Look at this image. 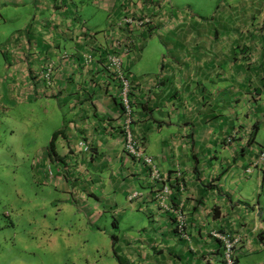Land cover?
Instances as JSON below:
<instances>
[{
    "label": "crops",
    "instance_id": "0c3cea01",
    "mask_svg": "<svg viewBox=\"0 0 264 264\" xmlns=\"http://www.w3.org/2000/svg\"><path fill=\"white\" fill-rule=\"evenodd\" d=\"M90 2L104 11L99 27L77 21L86 11L74 0H0L1 99L12 97L11 84L33 105L54 97L66 117L55 131V160L45 148L34 163L44 169L36 177L48 178L49 162L57 166V190L71 195L91 230L110 236L108 251L117 264H224L223 242L213 232L238 238L234 264L244 254L248 264H264V218L255 198L256 189H264V159L246 171L264 146L256 141L264 128V0H242L237 12L215 11L213 26L194 22L190 33L148 0ZM129 15L148 16L147 29L119 26ZM153 35L165 47L158 71H137L146 38ZM115 40L130 42L128 54L119 50L132 82L129 128L142 153L168 175L163 183L123 148L126 115L103 56ZM87 52L94 58L85 67ZM49 64L50 81L43 76ZM66 159L74 163L61 169L58 163ZM84 164L94 169L99 196L76 181ZM176 170L182 187L173 182ZM163 184L169 190L161 201ZM124 193L126 202H119ZM131 193L136 195L129 198ZM119 211L121 218L138 212L122 228V219H113V233L97 225L103 213ZM172 211L185 214L186 236L175 232ZM95 253L91 264L102 259ZM84 261L90 262L89 255Z\"/></svg>",
    "mask_w": 264,
    "mask_h": 264
},
{
    "label": "rangeland",
    "instance_id": "374dc122",
    "mask_svg": "<svg viewBox=\"0 0 264 264\" xmlns=\"http://www.w3.org/2000/svg\"><path fill=\"white\" fill-rule=\"evenodd\" d=\"M74 1L76 6L79 8L83 6L86 11L77 21L83 25L98 27L102 25L104 11L98 9L95 3H91V0ZM148 1L157 3L174 24L177 22V26H180L183 23V28L189 32L194 22L210 21L213 26L215 11L227 12L237 8L235 10L237 12L242 0ZM147 5L153 6L148 3ZM164 37L163 34L162 40ZM161 43L160 35L146 38L141 59L136 63L137 71L144 69L149 73L158 71L160 55L165 53V47ZM1 59L3 57L0 53ZM1 69L0 67V72ZM224 69L221 67V71ZM229 85L227 81V97L231 99L234 96H231ZM7 87L14 93L12 97H7L8 99H1L4 98L2 94L0 96V264H91L99 254H94L95 251H100L102 256L100 262L103 260L108 264H117L108 251L110 236L91 230L84 213L78 211L76 204L73 205L71 195L57 190L54 183L57 166L49 162L46 168L49 172L48 178L41 175L36 177L44 169L42 165L34 163L43 158L45 148L48 157L52 161L55 160L56 145L54 144V151L48 150V146L53 133L66 119L56 105V99L48 97L45 101L42 97L33 105L19 96L11 84ZM262 140L264 141V128L259 129L256 134V141ZM68 160L59 162L58 166L64 169L65 164L73 165L74 162ZM93 170L91 164H84L83 171L76 175V181L82 188H87L99 196L96 191L97 178L93 176ZM147 188V185L138 186V189L143 191ZM117 197L119 202L127 200L126 193L121 197L118 194ZM255 198L260 202L264 218L263 187L259 186L256 189ZM119 212L120 214L117 212L114 215L111 212L103 213L98 218L97 225L113 233L115 230L112 225L113 219H122L119 223V228H122L124 222L136 216L138 211H134L133 214L126 211L123 218L122 211ZM103 252H107V256ZM88 255L89 263L84 261ZM247 260L248 255L244 254L239 258V264H248L249 262H245Z\"/></svg>",
    "mask_w": 264,
    "mask_h": 264
},
{
    "label": "built area",
    "instance_id": "2783aa9c",
    "mask_svg": "<svg viewBox=\"0 0 264 264\" xmlns=\"http://www.w3.org/2000/svg\"><path fill=\"white\" fill-rule=\"evenodd\" d=\"M124 23L126 25H133L137 27V29L145 30L147 29V26L149 25V17L148 16H124L118 21L119 26H123ZM130 41V39H129ZM122 43L121 41L115 40L112 43L111 50H106V53L103 55L105 58L104 67L106 68V71L109 73V76L113 79V81H116L118 84V90H119V97L123 106V111L125 116V123H124V141H123V148L126 151L128 155L138 157L143 160V162L149 167V173L152 180L160 181L163 183L164 180L168 179L167 174H161L159 170H157V167L153 161V159L150 156L144 155L141 151L140 142L135 138L133 135V132L129 128L130 124V114H131V103H130V93L132 88V82L130 79V76L128 75L127 71L122 67L121 64V55L119 54V50L122 51V53H129V45L130 42ZM121 48V49H120ZM68 56L66 52L63 53V57ZM94 58V55L87 52L83 56V62L85 64V67L90 65L92 62V59ZM52 65H47L46 73L43 74L46 80L50 81L52 78ZM111 87V85H110ZM229 140V138H228ZM79 144L83 146L85 151H90V146L85 141H80ZM264 159V146L261 147V150L259 152V155L257 156L254 161H251V164L248 165L246 168L247 172L251 171V167L254 166L257 162ZM173 182L178 186H183V178H181V173L179 170H176L173 173ZM169 185L163 184L161 188V194L158 195V197H161V201H163L165 193H168ZM135 193H131L129 195V198H132L135 196ZM173 212V211H172ZM173 220L174 224L176 226L177 231L180 233L181 236H186V221H185V214L182 211H174L173 212ZM213 236L218 237L223 242V253L225 256V263L224 264H234V259L232 255V250L235 246V244L238 241V238H234L233 236L229 234L224 233H218L213 232Z\"/></svg>",
    "mask_w": 264,
    "mask_h": 264
},
{
    "label": "trees",
    "instance_id": "16d2710c",
    "mask_svg": "<svg viewBox=\"0 0 264 264\" xmlns=\"http://www.w3.org/2000/svg\"><path fill=\"white\" fill-rule=\"evenodd\" d=\"M131 94V93H130ZM129 94V95H130ZM132 103L133 102H131V105H132ZM56 134H57V132H54L53 133V136H52V138H51V140H50V143H49V146H48V150L49 149H51V150H53L54 151V147H55V136H56ZM50 156H51V154H49ZM185 221H186V216H185ZM187 223V222H186ZM185 230H186V228H185ZM175 232H177L178 234H180L178 231H177V229L175 230Z\"/></svg>",
    "mask_w": 264,
    "mask_h": 264
},
{
    "label": "clouds",
    "instance_id": "9594fccd",
    "mask_svg": "<svg viewBox=\"0 0 264 264\" xmlns=\"http://www.w3.org/2000/svg\"><path fill=\"white\" fill-rule=\"evenodd\" d=\"M131 100V99H130ZM121 101V100H120ZM132 102V100L130 101V103ZM122 104V103H121ZM123 107V106H122ZM131 113H132V105H131Z\"/></svg>",
    "mask_w": 264,
    "mask_h": 264
}]
</instances>
